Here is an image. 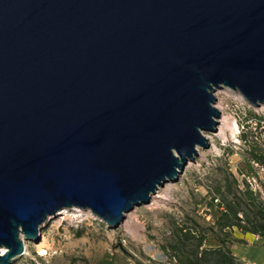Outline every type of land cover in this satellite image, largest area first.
<instances>
[{"label":"water","instance_id":"95a60500","mask_svg":"<svg viewBox=\"0 0 264 264\" xmlns=\"http://www.w3.org/2000/svg\"><path fill=\"white\" fill-rule=\"evenodd\" d=\"M223 89L264 106V0H0V264L63 210L119 228L209 148Z\"/></svg>","mask_w":264,"mask_h":264},{"label":"rangeland","instance_id":"374dc122","mask_svg":"<svg viewBox=\"0 0 264 264\" xmlns=\"http://www.w3.org/2000/svg\"><path fill=\"white\" fill-rule=\"evenodd\" d=\"M215 97L219 122L227 131L220 137L204 133L212 137L209 148L199 149L177 182L167 183L148 205L128 213L117 229L86 210L52 218L43 225L40 241H26L28 252L12 264H179L171 244L175 229L183 227L204 237V249L224 246L238 264H264V240L237 228L220 231L211 205V191L227 178H234L240 191L248 185L264 203V166L251 157L252 150L264 157V106L253 107L229 89ZM128 218L137 224L130 226ZM194 244L196 240L186 243V255L192 257Z\"/></svg>","mask_w":264,"mask_h":264},{"label":"trees","instance_id":"16d2710c","mask_svg":"<svg viewBox=\"0 0 264 264\" xmlns=\"http://www.w3.org/2000/svg\"><path fill=\"white\" fill-rule=\"evenodd\" d=\"M251 151L252 161L264 166V157ZM228 177L231 174L225 172ZM214 195L211 205L216 209L215 225L220 231L237 228L243 233L264 240V203L247 185L245 191H240L237 181L226 179L224 186L217 185L211 191ZM215 202L217 203L215 205ZM188 227L176 228L174 241L171 244L179 264H238L237 258L230 249L223 247L204 249V237H197ZM196 240L192 257L186 255V243ZM201 249V250H200Z\"/></svg>","mask_w":264,"mask_h":264},{"label":"bare ground","instance_id":"6f19581e","mask_svg":"<svg viewBox=\"0 0 264 264\" xmlns=\"http://www.w3.org/2000/svg\"><path fill=\"white\" fill-rule=\"evenodd\" d=\"M236 92L238 93V95H240L241 98H243V96L239 93V91H236ZM215 107H216V109H218L219 112H220L221 108L218 107V106H215ZM220 113H221V112H220ZM219 124H220L221 126H219L218 130L216 131V135H217L218 137L224 135L225 132L227 131V129H226V125L224 124L223 120L221 121V123L219 122ZM205 137H206V139L208 140V142L210 143L211 140H212V137L209 136V135H205ZM157 193L159 194V192H157ZM158 198L160 199V198H162V197L158 195ZM75 209H76V208H75ZM75 209H72V210H63L62 212L59 213V216H61V215H65V214H70L71 211H72V212L74 211V213H78V216H79V213H82V212H83L82 210H79V209L75 210ZM81 216H83V215H81ZM99 220H100V219H99ZM128 224H129L130 226H135L137 223H136V221H135L134 219H130V218H128ZM21 239L23 240V242H24V244H25V253H24V255H26V253L28 252V243L26 242V239L24 238V236H22ZM33 242H34V241H33ZM4 253H5V251L3 250V251L1 252V254L4 255ZM2 255H1V256H2ZM24 255H23V256H24Z\"/></svg>","mask_w":264,"mask_h":264}]
</instances>
